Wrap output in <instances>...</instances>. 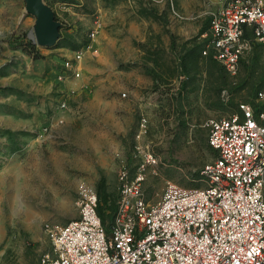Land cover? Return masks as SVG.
<instances>
[{
    "label": "rangeland",
    "instance_id": "374dc122",
    "mask_svg": "<svg viewBox=\"0 0 264 264\" xmlns=\"http://www.w3.org/2000/svg\"><path fill=\"white\" fill-rule=\"evenodd\" d=\"M173 1L183 19L167 2L47 0L62 24L47 48L33 37L25 0H0V264H41L51 251L45 224L78 219L83 186L97 192L108 226L120 169L136 171L138 147L158 158L148 201L168 183L206 185L202 172L216 157L206 123L254 103L264 48L254 44L237 75L198 62L209 0Z\"/></svg>",
    "mask_w": 264,
    "mask_h": 264
},
{
    "label": "built area",
    "instance_id": "2783aa9c",
    "mask_svg": "<svg viewBox=\"0 0 264 264\" xmlns=\"http://www.w3.org/2000/svg\"><path fill=\"white\" fill-rule=\"evenodd\" d=\"M149 1L169 3L183 19L173 0ZM206 14L203 55L237 75L244 54L254 44L264 48V0H209ZM206 126L216 157L202 172L204 187L168 183L160 201H148L144 187L158 158L138 147L136 171L120 169L111 223H103L97 192L83 186L79 218L45 224L51 251L41 264H264V89Z\"/></svg>",
    "mask_w": 264,
    "mask_h": 264
},
{
    "label": "water",
    "instance_id": "95a60500",
    "mask_svg": "<svg viewBox=\"0 0 264 264\" xmlns=\"http://www.w3.org/2000/svg\"><path fill=\"white\" fill-rule=\"evenodd\" d=\"M47 0H25L28 13L36 18L34 28L35 40L39 46L54 47L61 38L62 24Z\"/></svg>",
    "mask_w": 264,
    "mask_h": 264
},
{
    "label": "trees",
    "instance_id": "16d2710c",
    "mask_svg": "<svg viewBox=\"0 0 264 264\" xmlns=\"http://www.w3.org/2000/svg\"><path fill=\"white\" fill-rule=\"evenodd\" d=\"M194 52L195 54L197 55V61L200 59V58H203L205 60H208L209 62L211 63H217L216 60H214L211 56H203V46L202 45H198L194 48ZM199 62V61H198ZM105 209H103L102 206H100V215L102 217V220H103V223L106 224V218H107V214L105 213ZM112 221V220H111ZM111 223V222H110ZM109 223V224H110Z\"/></svg>",
    "mask_w": 264,
    "mask_h": 264
},
{
    "label": "bare ground",
    "instance_id": "6f19581e",
    "mask_svg": "<svg viewBox=\"0 0 264 264\" xmlns=\"http://www.w3.org/2000/svg\"><path fill=\"white\" fill-rule=\"evenodd\" d=\"M33 37L35 38V35L33 34Z\"/></svg>",
    "mask_w": 264,
    "mask_h": 264
}]
</instances>
